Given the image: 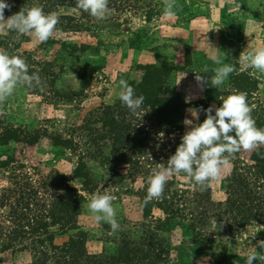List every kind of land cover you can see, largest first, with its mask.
<instances>
[{
  "label": "rangeland",
  "instance_id": "374dc122",
  "mask_svg": "<svg viewBox=\"0 0 264 264\" xmlns=\"http://www.w3.org/2000/svg\"><path fill=\"white\" fill-rule=\"evenodd\" d=\"M8 3L11 7L5 9V19L21 8L36 6L45 14L56 13L59 22L46 42L0 26V50L23 58L29 74L38 73L41 79L38 86L18 85L0 101V193L15 186V181L31 177L34 184L48 186L41 190L51 208L62 190L51 188L50 181L63 174L85 199L75 227L50 228L56 245L83 233L91 254L118 255L121 244L128 240L133 242L130 247H143L141 256L150 250L155 264H244L246 255L256 250L257 241L264 240V217L236 223L231 219L235 211H224L234 189L230 185L234 170L253 163L255 149L233 153L220 178L203 185L182 172L173 173L162 196L145 202L148 177L154 169L167 166L191 126L183 122L181 131L169 133L165 127L148 123L143 111L129 112L124 119L131 126L129 140L120 144L113 141L104 122L109 120L108 107L120 102V80L138 83L144 65L164 61L174 67L168 77L170 87L181 93L182 101L195 102L185 108L184 120L196 123L190 113L194 108L201 110H197L200 119L206 106L218 107L222 98L235 94L231 81L241 70L258 81L250 107L264 119V73L243 68L239 62L240 55L264 49V0H174L175 15L171 17L163 14L164 0H109V14L103 20L70 4L76 5V0H68L67 5L54 0ZM213 54L221 64L210 59ZM224 63L234 67L224 84H208L201 90L195 75L210 79ZM137 121H143L140 127L148 133L141 132L136 138L145 145L134 147L130 139L137 135L133 131ZM260 122L264 124V120ZM9 136L17 139L7 140ZM34 136L39 139L31 143ZM81 163L86 179L76 173ZM250 178L252 183L261 182ZM86 183L88 188L95 187L94 192ZM257 191L264 193V186ZM103 193L114 196L120 225L115 231L107 222L96 221L87 208L94 194ZM166 199L167 205L172 201L173 208L180 207L170 218L156 205ZM145 207L151 208V215H145ZM9 211V207H0L4 227L12 225ZM51 247L48 243L26 249L21 244L9 250L0 246V264H39L38 259L51 260Z\"/></svg>",
  "mask_w": 264,
  "mask_h": 264
},
{
  "label": "trees",
  "instance_id": "16d2710c",
  "mask_svg": "<svg viewBox=\"0 0 264 264\" xmlns=\"http://www.w3.org/2000/svg\"><path fill=\"white\" fill-rule=\"evenodd\" d=\"M26 1L21 0L24 5ZM44 1L49 2L50 0ZM67 1L54 0L55 3L61 2L63 5H67ZM70 4L77 6L73 3ZM64 18L70 19L71 17L65 16ZM143 69L142 80L138 83L131 82L129 84L137 95L144 97L142 109L139 111L146 113L145 115L148 116L146 118L147 122L152 124L153 127L160 125V127H165L166 132L169 131V133L177 130L181 131L183 129L184 110L188 105L195 106V102L182 101L181 93L170 87L168 77L174 69L173 64L168 61H164L160 65L146 64ZM257 84L258 81L254 79L250 72L243 70L237 71L231 81V85L236 90L235 94H245L249 106L254 104L253 100L256 99ZM223 95L222 93L221 96ZM207 108L208 106L205 107V109ZM128 113L129 110L121 102L114 106L110 105L106 110L109 120L104 122L105 126L108 127L113 141L120 144L129 140L127 134L131 131V126L126 125L124 122ZM251 116L258 128H264V124L260 122L264 119L256 116L254 108H252ZM205 118L206 114L199 119V122H202ZM140 124H143V121H137L136 127H133L134 133H137L130 139L134 142V147L145 145L142 139H139V141L136 139L141 132L148 133V130L140 127ZM9 139H17V137L9 136L7 140ZM38 139L39 136H34L30 142L35 143ZM67 142L71 143L70 140H67ZM251 159L253 163L247 167L244 166L240 170L235 168L231 177L230 185L234 186V189L229 197L231 200L229 206L224 213L233 214L235 211L231 219L236 223L257 219L258 216L264 217V193L261 194L260 191H257V187L264 186V145L255 148ZM82 165L83 163L78 165L76 173L86 179L85 173L81 172ZM242 169L244 170L242 171ZM251 176L261 182L252 183ZM32 180L31 177L27 180L21 178L14 182L15 186L5 187L0 193V207H9L10 211L7 216L10 220L13 219L10 226L4 227L3 223H0V246L3 250L14 248L15 244H21L26 249L28 246L36 248L39 245L48 243L52 246L51 260L38 259L39 264H122L131 263L134 260L138 264H155L151 261L154 255L150 250H147L141 256L139 252L143 251H141L143 247H130L133 242L128 240L123 241L118 255L107 252L89 253L86 249L83 233L71 236L63 245L54 244L55 233L51 232L50 228L57 225H60L61 230L75 227L76 217L80 213V204L85 198L77 189L66 182L63 174H58L51 179L50 182L53 186L51 188L59 190L60 193L62 190V193L52 202V207L48 208L49 205L44 202L46 197L41 190V188L48 190L46 189L48 186H43L41 183L34 184L35 181ZM45 184H48V181ZM86 184L88 188L89 183ZM94 189L95 187L88 188L90 192H94ZM232 197L235 199H232ZM167 202L169 201L166 199L163 203H156L165 212L166 218L180 212V207L173 208V202L171 201V205H167ZM144 210L146 216L151 215V208L145 207ZM0 216L3 215L0 213ZM150 246L152 245L149 243L148 248ZM143 261H147V263H143Z\"/></svg>",
  "mask_w": 264,
  "mask_h": 264
},
{
  "label": "clouds",
  "instance_id": "9594fccd",
  "mask_svg": "<svg viewBox=\"0 0 264 264\" xmlns=\"http://www.w3.org/2000/svg\"><path fill=\"white\" fill-rule=\"evenodd\" d=\"M108 2L109 0H76V5L94 19L103 20L109 14ZM10 7L8 0H0V26L19 34L30 33L40 42H46L53 36L59 22L56 13L45 14L40 7L33 6L21 8L19 12L5 19V9ZM174 8V0H164L165 16H174ZM210 59L218 65L221 64L215 54ZM239 62L243 68L264 73V49H255L240 55ZM233 71L231 64L224 63L215 69V74L210 79L196 74L195 80L201 90L208 84L219 87ZM40 83L38 73L29 74L28 65L23 58L0 50V101L12 95L18 85L34 87ZM119 84L118 98L121 104L130 113H137L142 109L144 97L137 95L123 79ZM203 111L206 118L202 122H198L199 113L196 109L190 111L196 123L192 119L184 120V124L191 127L181 137V143L167 160V166L154 169L153 174L148 177L145 202L162 196L166 181L173 173L182 172L196 184L203 185L220 178L221 171L229 164V157L233 153L251 151L258 145H264V128L256 126L245 94H229L222 99L219 107L210 105ZM113 200L114 196L108 193L94 194L87 208L96 221L107 222L115 231L120 225L116 219ZM254 248L256 250L249 252L244 258V264H254V261L260 264V261H264V240L257 241Z\"/></svg>",
  "mask_w": 264,
  "mask_h": 264
},
{
  "label": "crops",
  "instance_id": "0c3cea01",
  "mask_svg": "<svg viewBox=\"0 0 264 264\" xmlns=\"http://www.w3.org/2000/svg\"><path fill=\"white\" fill-rule=\"evenodd\" d=\"M194 109H196V110H198V111H201L200 109H198V108H194Z\"/></svg>",
  "mask_w": 264,
  "mask_h": 264
}]
</instances>
